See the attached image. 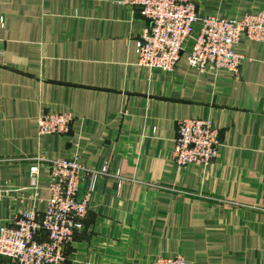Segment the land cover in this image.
I'll return each mask as SVG.
<instances>
[{
    "label": "crops",
    "instance_id": "obj_1",
    "mask_svg": "<svg viewBox=\"0 0 264 264\" xmlns=\"http://www.w3.org/2000/svg\"><path fill=\"white\" fill-rule=\"evenodd\" d=\"M194 2L201 15L264 12V0ZM147 26L119 0H0V222L44 211L48 167L35 187L29 176L38 156L77 155L111 176L65 264H264V44L240 42L237 76L201 75L184 57L164 73L137 65ZM45 113L72 114L69 132L38 134ZM191 118L218 129L206 169L171 158L177 121Z\"/></svg>",
    "mask_w": 264,
    "mask_h": 264
},
{
    "label": "built area",
    "instance_id": "obj_2",
    "mask_svg": "<svg viewBox=\"0 0 264 264\" xmlns=\"http://www.w3.org/2000/svg\"><path fill=\"white\" fill-rule=\"evenodd\" d=\"M136 8L148 22L136 43L137 65L164 73L173 72L179 59L201 75L226 72L237 76L243 56L241 41L264 44V12L229 17L199 14L194 0H119ZM70 113H45L36 122L40 135H66ZM218 129L210 119L177 121L171 158L182 168L206 169L217 158ZM40 163L49 170V197L42 213L21 209L8 222H0V257L11 264H65V248L83 227L91 194L111 174L107 167L87 166L77 156H38L29 168L35 187ZM119 179V175L114 174ZM120 183V182H119ZM119 183L117 184L119 186ZM4 190L0 183V200ZM140 264H193L180 255L158 257Z\"/></svg>",
    "mask_w": 264,
    "mask_h": 264
}]
</instances>
